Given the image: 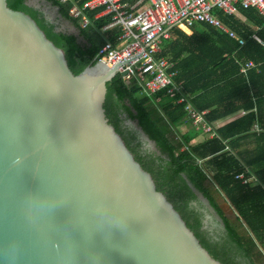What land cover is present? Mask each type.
Returning <instances> with one entry per match:
<instances>
[{
	"label": "water",
	"instance_id": "water-1",
	"mask_svg": "<svg viewBox=\"0 0 264 264\" xmlns=\"http://www.w3.org/2000/svg\"><path fill=\"white\" fill-rule=\"evenodd\" d=\"M128 63L73 75L0 0V264H219L108 123L107 83Z\"/></svg>",
	"mask_w": 264,
	"mask_h": 264
},
{
	"label": "trees",
	"instance_id": "trees-1",
	"mask_svg": "<svg viewBox=\"0 0 264 264\" xmlns=\"http://www.w3.org/2000/svg\"><path fill=\"white\" fill-rule=\"evenodd\" d=\"M28 1L6 3L27 14L45 40L61 52L73 75L95 64L108 42L118 43L123 34L120 28L104 30L112 17L97 18L102 8L86 11L85 16L90 19L86 26L73 18L71 6L82 5L86 0H46L57 7L58 18L53 22ZM218 14L247 39L246 46L240 48L228 35L201 23L192 27V34L174 29L172 38L165 41V55L179 61L177 82L183 84L184 94L198 111H208L206 119L213 126L236 112H247L244 116L222 127L214 126L215 136L193 144V134L178 128L188 117L189 102L175 103L165 91L152 97L142 96L138 85L122 74L107 83L104 108L109 125L124 147L212 259L219 264H264V47L251 38L256 34L264 40V19L256 9H239V16L258 27L254 32L241 24L237 14ZM71 28L77 30V35L69 33ZM234 53L262 63L260 71L241 74ZM121 110L156 141L159 155L143 149L135 132L124 126ZM257 124L261 131L254 130ZM173 131L177 138L171 134ZM241 173H245L244 178L238 176ZM252 177L255 180L246 181ZM199 195L222 222V235L213 236L205 229L201 209L204 206L196 204ZM219 199L230 203L237 214L234 218L225 214Z\"/></svg>",
	"mask_w": 264,
	"mask_h": 264
},
{
	"label": "built area",
	"instance_id": "built-area-1",
	"mask_svg": "<svg viewBox=\"0 0 264 264\" xmlns=\"http://www.w3.org/2000/svg\"><path fill=\"white\" fill-rule=\"evenodd\" d=\"M59 1L65 3L68 0ZM241 7L256 9L264 19V0H86L82 5L73 4L70 14L86 26L90 21L85 16L86 11L103 8L112 17L105 30L120 28L123 34L118 43L108 42L98 54V61L110 66L129 61L120 67V72L128 71L127 80L138 85L141 95L152 97L165 91L175 103L182 104L189 101L183 84L176 80L180 73L179 62L165 55V41L172 38L176 28L186 30L205 23L219 29L243 48L247 39L225 24L218 14L233 17ZM251 38L264 47V40L256 34ZM233 56L241 74L248 76L253 70L260 71L262 63L238 57L236 53ZM186 110L187 118L200 132L210 137L217 134L206 119L207 111H198L191 102ZM256 129L261 131L259 126ZM238 176L244 178L245 173Z\"/></svg>",
	"mask_w": 264,
	"mask_h": 264
},
{
	"label": "crops",
	"instance_id": "crops-1",
	"mask_svg": "<svg viewBox=\"0 0 264 264\" xmlns=\"http://www.w3.org/2000/svg\"><path fill=\"white\" fill-rule=\"evenodd\" d=\"M32 3V1H31ZM34 6V5H33ZM38 8V7H37ZM109 16V14H107L105 12V10L102 8L100 9V11L97 13V18H102V17H107ZM238 20L241 22V24L247 26V27H250L251 29L254 30V32H256L258 30V27L253 23V21L249 20L248 18L246 17H241L239 16V14H237V17ZM226 24V23H225ZM64 28V27H62ZM215 28V27H214ZM232 28V27H231ZM192 29V28H191ZM191 29H186V30H183L185 31L186 33L188 34H192V30ZM217 29V28H216ZM244 29V27H243ZM105 30V29H104ZM109 30H113V29H109ZM219 30V29H218ZM220 31V30H219ZM221 32V31H220ZM69 33H70V30H69ZM224 34V33H223ZM165 44V43H164ZM179 62V61H178ZM133 83H135L134 81H132ZM141 95V94H140ZM144 96V95H142ZM208 112V111H207ZM247 112L245 111H240V112H236L234 114H231V115H228V116H225L223 118H221L220 120H217L216 122H214V126L219 128V127H222L226 124H228L229 122L233 121V120H236L237 118L241 117V116H244ZM121 118L123 120V124L126 128H128L129 130H132L133 132H135L138 140H140L143 144V142L145 141H148L144 135L141 133V131L139 130L138 126L136 125V121L132 120L129 118L128 114L124 111V110H121ZM238 114V115H236ZM256 126H259L258 124ZM256 126L254 128V130L257 131L256 129ZM260 127V126H259ZM178 128L181 132L183 133H191L193 134V140H192V143L193 144H198L202 141H204L208 136V134H204L202 132H200L192 123V120L188 119V118H184L178 125ZM261 128V127H260ZM262 130V129H261ZM176 131H173L171 134L177 138V135H176ZM149 142V141H148ZM150 143V142H149ZM144 148V147H143ZM156 154L159 155L160 153L156 150ZM251 180H255V178L252 177ZM199 198L200 200H205L203 199V197L201 195H199ZM198 198V199H199ZM219 202H220V205L223 209V211L225 212L226 215H228L229 217H235L237 214L235 212V210L231 207L230 203L227 201V200H222V199H219ZM199 200L196 201V204L199 205ZM203 213H204V226H205V229L208 230V232H210L211 235H215L216 234V231H213V228H211L208 223V219L209 218H213L215 221H218L222 227L224 228L222 222L216 218L210 211V209H208V205L206 207V210H207V213L206 211L204 210V207L201 208ZM246 231V230H245Z\"/></svg>",
	"mask_w": 264,
	"mask_h": 264
},
{
	"label": "rangeland",
	"instance_id": "rangeland-1",
	"mask_svg": "<svg viewBox=\"0 0 264 264\" xmlns=\"http://www.w3.org/2000/svg\"><path fill=\"white\" fill-rule=\"evenodd\" d=\"M31 1H32L33 5H35L37 7L40 6L45 11H47V16L50 19L53 20V18H54V20H55L56 18H58V11H57V7L56 6L50 5L49 3L46 2V0H31ZM166 95L168 97H170L168 94H166ZM236 115H238V114H236ZM142 146L144 147V150L156 153V149L149 142L146 141L144 145L142 144ZM198 200H199V202H201V204H203L204 210L207 213V210H206L207 202L205 200L201 201L200 198ZM208 220H209L208 223L210 224L209 226L211 228H213V231H216V233L218 235H222V233L224 231L222 225L218 221H215L212 217L209 218Z\"/></svg>",
	"mask_w": 264,
	"mask_h": 264
},
{
	"label": "flooded vegetation",
	"instance_id": "flooded-vegetation-1",
	"mask_svg": "<svg viewBox=\"0 0 264 264\" xmlns=\"http://www.w3.org/2000/svg\"><path fill=\"white\" fill-rule=\"evenodd\" d=\"M38 8H40V9L44 12L45 16L47 17V19H48L49 21H51V22L54 21V18H53V20H52V19H50V18L47 16V11H45V10H44L43 8H41L40 6H38Z\"/></svg>",
	"mask_w": 264,
	"mask_h": 264
}]
</instances>
